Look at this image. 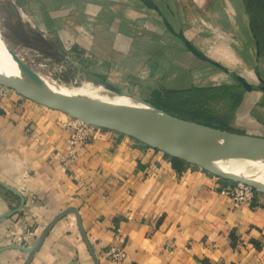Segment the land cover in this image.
Listing matches in <instances>:
<instances>
[{"label":"crops","instance_id":"0c3cea01","mask_svg":"<svg viewBox=\"0 0 264 264\" xmlns=\"http://www.w3.org/2000/svg\"><path fill=\"white\" fill-rule=\"evenodd\" d=\"M150 1L155 8L141 0H14L7 6L20 22L31 21L30 33L91 55L99 63L94 69L107 70L108 82L119 87L139 71L141 86L158 89L153 73L164 92L190 94L209 107V70L218 69L223 79L250 71V62L260 69L246 0ZM248 84L250 90L241 84V101L253 94L260 102L264 93ZM3 104L0 264H25L28 253L19 247L32 246L67 210L77 211L94 256L68 213L29 264H113L103 255L110 246L125 251L121 264H264L263 192L254 190L249 206L234 205L225 192L233 182L175 163L135 139L101 129L71 144L67 114L13 91ZM238 107L230 125L253 127L245 105ZM254 130L246 135L264 138L263 126Z\"/></svg>","mask_w":264,"mask_h":264},{"label":"water","instance_id":"95a60500","mask_svg":"<svg viewBox=\"0 0 264 264\" xmlns=\"http://www.w3.org/2000/svg\"><path fill=\"white\" fill-rule=\"evenodd\" d=\"M141 1L148 7L155 8L150 0ZM14 52L13 50L5 52V57L15 65L17 76L0 70L1 86L36 104L67 114L82 123L128 136L171 158L184 161L222 179L247 185L253 190L264 193V185L254 179L233 176L211 165L212 159L221 156L264 160L263 137L227 132L165 113L146 100L113 86L86 70V74L100 86L119 96L136 100L150 107L151 110L117 105L112 106V110L93 107L53 90L39 73L23 62ZM211 64L217 66L215 62H211ZM237 80L246 90L251 89L243 77L238 76ZM184 145L193 147L195 153L183 149ZM68 213L75 214L82 238L93 255L77 211L67 210L60 213L46 226L32 246L19 247L28 253L25 264L30 263L54 225ZM96 263L98 264L97 260Z\"/></svg>","mask_w":264,"mask_h":264},{"label":"rangeland","instance_id":"374dc122","mask_svg":"<svg viewBox=\"0 0 264 264\" xmlns=\"http://www.w3.org/2000/svg\"><path fill=\"white\" fill-rule=\"evenodd\" d=\"M13 1L14 0H0V31L2 32V36L4 37L9 48L15 52L22 53L25 58V62L34 70H36L37 73H39L41 76L54 79L66 87H81L83 84H89L93 87H100V93L107 95L109 98L106 100L105 96H103L101 98L102 101H105L109 104L117 103L125 106H134L135 103L132 101L133 99L130 100L127 98L117 97L119 96L118 94H115L111 90L100 86L86 74L87 70L91 74H94L108 82L106 77L109 72L107 70H95L94 67H97L99 63H91V55L83 53L79 55L75 49L68 47V49L64 48V42L61 39H51L44 34L36 35L35 33H30L31 29H29V26H32L31 21L26 17H22L23 22H20V17L16 16L14 9L12 11L11 7L7 6V3L9 4V2ZM245 7L248 11L249 21L251 23V32L255 35V39L257 41L258 57L262 60L259 64L260 69H258V72L256 73L254 62H250V71L231 72L230 76L226 78L223 77V79L218 78L217 73L221 72L218 71V69L215 68L214 70H209V107L207 105L196 103L194 101L193 95L191 96L188 94L181 96L178 94L175 95L172 92H164L161 90L163 89V87H161L163 85H160V83L159 85L157 84V77L153 75V73L149 78H151L152 82H154L152 84L153 86H159L158 89H151L152 86H141L139 71L136 73L137 77H135L133 81L131 80L128 86L116 87L131 92L135 96L146 100L155 108L165 113L171 114L181 119L208 124L209 127L219 130L246 134L255 132L254 129L256 126H263L264 129V113H259L261 110L262 112L264 111V97H261L259 99L260 102H257L255 99L256 95L251 94L243 99L245 101V103H243V101H241V95L243 94L244 89L237 80L238 76L242 77V75H245L247 78H245V80L247 83L252 85V88L254 89L253 91L261 90L264 93V0H246ZM21 23L23 26H25L24 29L22 28L25 32L20 29ZM4 34L7 35L5 36ZM0 55L2 59L5 58V55L1 53ZM8 68L10 69V66H7V69ZM198 71L199 74H201V71L205 70L199 68ZM205 73L206 72H204V74ZM207 78L208 74L207 77L200 79L201 81L199 82V85L205 83L208 80ZM222 80H229L231 83L230 86L228 88L223 87V84H220ZM238 84H240L241 87L236 86ZM224 86H226V84ZM237 87H239L238 91H235L234 88ZM168 89L173 90L174 88L169 87ZM239 104L245 105L244 113L245 117L247 118L246 120H250L252 125H254L253 127H247L242 124L230 125L233 122L236 114L239 112ZM254 117L256 119H254ZM239 118L242 117L239 116L237 119ZM244 160L246 159L241 161L242 165L246 168L249 167V164Z\"/></svg>","mask_w":264,"mask_h":264},{"label":"bare ground","instance_id":"6f19581e","mask_svg":"<svg viewBox=\"0 0 264 264\" xmlns=\"http://www.w3.org/2000/svg\"><path fill=\"white\" fill-rule=\"evenodd\" d=\"M29 25H30V23H29ZM26 35H27V33H26ZM7 51H11V50H10L8 44L6 43L4 37L2 36V32L0 31V53L6 56L5 52H7ZM14 53L17 54V56H19V58L23 62H25V58H24L22 53H20V52H14ZM5 58L2 59L1 55H0V70L3 72H6V73L12 74L13 76H17V70L15 68V65L10 60L5 59ZM7 66H10V69L9 68L7 69ZM29 67H31V66H29ZM34 71L36 72V70H34ZM63 74H65V73H63ZM42 77L50 85V87L53 90L61 92L63 95H65L66 97H68L70 99L82 101L88 105H91L93 107L100 108V109L112 110V106H114V105L125 106V105H121V104H117V103L109 104V103H106L105 101H102L101 98L103 96H105L106 100H107L108 96L100 93L101 92L100 87H93L92 85H89V84H83L81 87H77V86L76 87H71V86L66 87V86L58 83L54 79H51V78L46 77V76H42ZM81 84H82V82H81ZM117 97L127 98L124 96H117ZM127 99L132 100L131 98H127ZM132 101L135 103L133 107H136L139 109H144V110H151L150 107H148V106H146V105H144L138 101H134V100H132ZM129 107H131V106H129ZM183 149H185L189 152L195 153V149H193V147H191V146L184 145ZM214 150H216V149H214ZM243 159H246L244 161H246L249 164V167L246 168L245 166L242 165L241 161H243ZM211 165L213 167H215L216 169H218L222 172H225L227 174L237 176V177H241V178L254 179L255 181L264 185V160H257L254 158H239V157H231V156H221V157H216V158L212 159Z\"/></svg>","mask_w":264,"mask_h":264},{"label":"built area","instance_id":"2783aa9c","mask_svg":"<svg viewBox=\"0 0 264 264\" xmlns=\"http://www.w3.org/2000/svg\"><path fill=\"white\" fill-rule=\"evenodd\" d=\"M10 90L0 85V112L4 109L3 101ZM68 127L71 129V144L86 142L92 139L95 134L101 130L95 126L82 123L72 117H69ZM226 194L229 196L234 205L249 206L254 198V190L243 184L233 183L226 189ZM104 257L113 264H121L126 259V253L123 249L110 246L105 252Z\"/></svg>","mask_w":264,"mask_h":264},{"label":"trees","instance_id":"16d2710c","mask_svg":"<svg viewBox=\"0 0 264 264\" xmlns=\"http://www.w3.org/2000/svg\"><path fill=\"white\" fill-rule=\"evenodd\" d=\"M199 57H202L200 54H197ZM171 160L175 163H179V160L178 159H175V158H171Z\"/></svg>","mask_w":264,"mask_h":264}]
</instances>
